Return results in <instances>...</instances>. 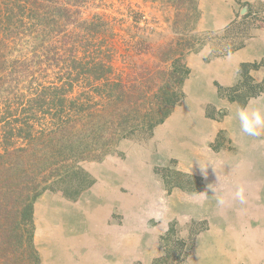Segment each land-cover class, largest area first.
<instances>
[{"label": "rangeland", "instance_id": "rangeland-1", "mask_svg": "<svg viewBox=\"0 0 264 264\" xmlns=\"http://www.w3.org/2000/svg\"><path fill=\"white\" fill-rule=\"evenodd\" d=\"M93 4L82 17L98 15L110 23L118 70L131 62L154 66L157 49L177 38L175 10L163 0ZM199 5L197 0L200 17L192 35L200 44L185 56L191 76L170 115L176 121L122 141L101 162L82 163L94 184L76 201L57 191L36 200L40 264H152L164 257L162 238L170 229L191 247L179 264H264V94L238 97L245 92L242 85L264 83V6L256 10L239 3L235 20L216 28L202 20ZM206 7L210 17L214 6ZM138 14L144 23H133ZM127 47L125 62L120 55ZM234 54L239 58L228 64ZM236 87L240 91L233 93ZM216 131L210 141L198 135ZM48 212L58 217L51 222ZM167 247L181 249L175 241ZM173 261L166 263L177 264Z\"/></svg>", "mask_w": 264, "mask_h": 264}, {"label": "trees", "instance_id": "trees-1", "mask_svg": "<svg viewBox=\"0 0 264 264\" xmlns=\"http://www.w3.org/2000/svg\"><path fill=\"white\" fill-rule=\"evenodd\" d=\"M94 1L0 0V264H40L36 200L57 191L76 201L94 184L82 163L101 162L122 141L152 134L184 99L185 56L200 44L192 35L197 0H163L175 10L177 38L157 49L154 66L131 62L122 70L114 64L110 23L82 17ZM137 16L133 23H144ZM129 48L120 55L125 62ZM249 85L238 97L264 94V83ZM171 241L180 251L167 247ZM162 247L164 257L152 264L182 263L191 249L173 229Z\"/></svg>", "mask_w": 264, "mask_h": 264}, {"label": "crops", "instance_id": "crops-1", "mask_svg": "<svg viewBox=\"0 0 264 264\" xmlns=\"http://www.w3.org/2000/svg\"><path fill=\"white\" fill-rule=\"evenodd\" d=\"M199 3H200L199 7H200L201 12H202V20L207 21L206 25L215 26L216 28L225 27L235 20L236 12H237V8H238L239 3L246 4V6H248V8H252V9H256V10L258 9V6H262V5L264 6V0H209V1L199 0ZM207 3H210L214 6V7L210 8L211 11H214V14L213 15L211 14L210 17L207 15L208 14L207 13L208 9L206 7ZM261 15L264 17V10L261 11ZM260 41H263V40L260 39ZM236 55L234 54V56H231V58H228V59H230L228 64L233 63V61H235L239 58V56H236ZM231 67L232 66H229L228 69H230ZM232 75H233V73L231 74V76L229 78V82L227 84L232 83V79H233ZM190 76H191V73H190ZM225 76H228V74L225 73L223 77H225ZM198 82L202 83V80L199 79ZM167 120L170 122L176 121L175 119L173 120V117H171V116ZM165 123H167V122L163 123L164 126L166 125ZM179 124L185 125V124H183V121H181ZM216 133H217V131L215 132V134H198V135H201L202 140L210 141L216 137V135L218 134V133L217 134ZM235 134H241V133L236 132ZM198 175L202 176V174H200V173H198ZM88 191H90V190H88Z\"/></svg>", "mask_w": 264, "mask_h": 264}, {"label": "bare ground", "instance_id": "bare-ground-1", "mask_svg": "<svg viewBox=\"0 0 264 264\" xmlns=\"http://www.w3.org/2000/svg\"><path fill=\"white\" fill-rule=\"evenodd\" d=\"M49 213V212H48ZM58 217V215H55L54 213H52V212H50L49 214H48V219L51 221V219L52 220H54L55 218H57ZM59 219V218H58ZM57 219V220H58ZM52 222V221H51ZM61 222V221H60ZM57 224H59V223H57ZM230 254V253H229Z\"/></svg>", "mask_w": 264, "mask_h": 264}, {"label": "water", "instance_id": "water-1", "mask_svg": "<svg viewBox=\"0 0 264 264\" xmlns=\"http://www.w3.org/2000/svg\"><path fill=\"white\" fill-rule=\"evenodd\" d=\"M246 7H244L241 11H240V14L243 15L245 12H246Z\"/></svg>", "mask_w": 264, "mask_h": 264}]
</instances>
